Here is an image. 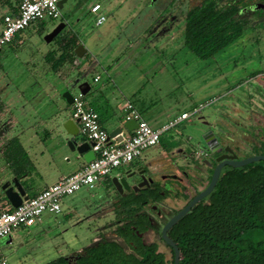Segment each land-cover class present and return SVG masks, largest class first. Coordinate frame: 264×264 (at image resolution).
<instances>
[{"label":"rangeland","instance_id":"1","mask_svg":"<svg viewBox=\"0 0 264 264\" xmlns=\"http://www.w3.org/2000/svg\"><path fill=\"white\" fill-rule=\"evenodd\" d=\"M82 1L66 0L59 7L58 18L32 22L0 50V134L16 136L29 160L28 174L22 179L27 195L49 186L59 172L77 160L67 140H80L82 136L67 134L63 117L55 118L54 114L71 117L72 105L62 93L68 90L77 95L81 81L90 83L83 99L96 109L106 130L124 121L125 99L153 129L169 125L183 112L189 114L161 129L158 143L134 159L141 161L179 145L193 152L203 142L202 131L211 129L217 135L216 122L222 121L227 86L240 84L236 88L240 92L257 89L263 95L264 64L259 61L261 55L253 52L262 46L253 40L258 36L254 28L228 34V40V35L220 37L227 42L216 50L194 51L185 44L184 23L173 22L162 33L156 29V20L149 17L154 13L150 0ZM95 1L101 3L100 11L105 16L100 25L90 12ZM6 10L5 0H0V16ZM60 21H65V27L52 41L45 42L44 35ZM66 33L76 36L86 55L77 57L75 61L80 64L76 69L61 76L47 70L44 54L55 49ZM95 74L98 81H93ZM252 109L260 112L256 105ZM255 150L246 148L242 155ZM122 171L121 167L114 168L92 188L82 186L63 197L59 213H44L32 226L17 228L11 242L0 245L9 263L44 264L86 245L95 233V224L75 221L93 209L96 199L110 190L111 177ZM12 177L0 154V187ZM9 205L4 202L0 209Z\"/></svg>","mask_w":264,"mask_h":264},{"label":"flooded vegetation","instance_id":"2","mask_svg":"<svg viewBox=\"0 0 264 264\" xmlns=\"http://www.w3.org/2000/svg\"><path fill=\"white\" fill-rule=\"evenodd\" d=\"M148 4L154 10L149 17L156 20V29L161 33L177 21L184 23V28L188 13L202 6L209 7L213 18L217 17L211 25L212 38L254 28L258 36L253 40L262 47L255 48L253 52L261 55L259 61L264 64V0H150ZM182 32L184 34V30ZM239 85L227 86L224 93L222 121L216 122L222 146L209 148L203 141L193 152H188L179 145L156 158L147 161L136 159L121 166L123 171L116 173L118 177L123 176L126 170L133 173L126 178L129 189L123 187L119 191L111 181L110 190L96 199L93 209L75 221L76 224L83 221L88 225L94 223L95 233L86 245L65 255L68 264L86 262L89 249L99 251L103 246L112 248L113 245L122 253L120 261L124 264H158L157 255H162L165 264L171 261L173 264V248L163 237V229L169 219L190 198L207 187L215 166L228 160L229 155L235 154L237 160L255 154L264 155V92L263 95L257 89L240 92L236 89ZM231 93L235 94L229 97ZM253 105L260 108V112L252 109ZM226 146L231 151L224 150ZM246 148L256 150L244 156L242 150ZM220 155L227 156L217 161ZM226 167L232 166L225 164L221 168L217 182ZM144 179L145 183L140 185ZM135 185L137 189H133ZM0 194V204L3 205L7 199L3 191ZM165 235L178 247L179 220L165 231Z\"/></svg>","mask_w":264,"mask_h":264},{"label":"trees","instance_id":"3","mask_svg":"<svg viewBox=\"0 0 264 264\" xmlns=\"http://www.w3.org/2000/svg\"><path fill=\"white\" fill-rule=\"evenodd\" d=\"M17 2L5 0L7 10L14 11ZM216 18L207 6L189 12L184 25L185 44L200 51L216 50L226 43L228 39L223 41L220 35L211 37V25ZM40 28L43 30V26ZM78 44L75 35H62L56 48L44 54L47 70L65 76L76 69L80 63L75 61L74 48ZM2 109L0 104V112ZM24 153L16 136L0 134L1 157L10 173L20 179L21 185L22 178L28 174L26 166L29 164ZM12 208L9 205L7 209ZM177 245L180 252L178 264H264V161L226 167L209 196L179 220ZM121 254L116 245L112 248L103 246L99 251L89 249L88 260L77 264H124L120 261ZM157 256L158 264H165L162 255ZM44 264L68 263L65 256H58Z\"/></svg>","mask_w":264,"mask_h":264},{"label":"built area","instance_id":"4","mask_svg":"<svg viewBox=\"0 0 264 264\" xmlns=\"http://www.w3.org/2000/svg\"><path fill=\"white\" fill-rule=\"evenodd\" d=\"M59 0H18L15 10H7L0 19V49L11 42L15 34L24 30L32 22L42 18H58L60 16ZM101 3L96 2L90 7V12L96 16V25H100L105 16L100 11ZM99 76L94 77L97 81ZM72 113L74 119H79V134L92 142L91 149L95 157L86 162L79 170L60 177L57 181L45 187L34 196L22 199L17 207L11 210L0 209V239L10 236L19 227H29L40 221L44 213L57 214L61 211L60 201L82 186L92 188L94 183L112 169L128 165L143 150L156 145L161 129H166L177 121L187 118L188 113H181L169 125L161 129H153L144 120L133 103L125 100L122 105L123 120L134 119L137 127L131 131H123L109 137V131L103 128L99 114L95 108L83 99L79 92L73 95ZM121 140H117V136ZM0 264H10L0 247Z\"/></svg>","mask_w":264,"mask_h":264},{"label":"water","instance_id":"5","mask_svg":"<svg viewBox=\"0 0 264 264\" xmlns=\"http://www.w3.org/2000/svg\"><path fill=\"white\" fill-rule=\"evenodd\" d=\"M66 0H59L58 1V6L60 7ZM65 27V21H60L51 31L47 32L44 35V41L49 43L50 41L53 40V38ZM86 52V49L83 47L82 44H78L74 48V53L78 58H81ZM78 80V79H77ZM76 80V81H77ZM77 87L80 89V93L82 95L86 94L91 86L90 83L87 80L81 81L78 83ZM62 97L65 99V101L68 104H71L73 102V94L66 90L62 93ZM65 116L63 115V119ZM78 122L79 119H74L71 117L65 118V120L62 122V127L65 130V132L71 136H75L79 134V127H78ZM137 127V122L134 119H129V120H124L120 125L116 126L114 129L109 131V137H113L116 134L122 133L124 130L131 131L132 129H135ZM201 137L206 144L207 147H212L214 145L216 148H220L222 146V141L220 140V137L214 133L213 130L208 129L206 131H202ZM117 140H121V136L116 137ZM67 145L69 146L70 150L76 152V158L79 159L81 158L84 162H89L91 161L94 157L95 154L91 149L92 142L86 140L85 138L81 137L80 140L70 138L67 140ZM214 148V149H216ZM226 151H231L229 149V146H226L224 148ZM224 156L227 155H220L219 157L216 158L217 161L221 160ZM235 154H231L228 156V160L219 162L212 173L211 179L207 185V187L198 193H196L192 198H190L187 203L177 212L175 213L169 221L166 223L164 229H163V237L165 238L166 242L173 248L174 251V262L173 264H178L179 263V258H180V252L178 250V247L176 244L169 239L165 235V231L172 227L178 220H180L184 215H186L191 208L197 204L200 200H202L208 193H210L218 179L219 172L221 168L225 165L228 164L232 167H240L244 166L253 162L257 161H264V155L263 154H255L251 155L242 159L237 160ZM129 170H126L124 172V175L121 177H118V174H114L111 177V181L113 185L121 191L122 188L129 189V185L127 182L126 178H129L133 176V173H128ZM145 183V179L140 182L139 184L142 185ZM1 191L4 192V195L7 199V201L10 203L12 207H17L22 199H27L28 195L26 194L25 189L20 183V179L17 178L16 176H13L12 178L7 179L1 184ZM133 189H137V186H133ZM3 239V238H2ZM67 259V256H65Z\"/></svg>","mask_w":264,"mask_h":264},{"label":"crops","instance_id":"6","mask_svg":"<svg viewBox=\"0 0 264 264\" xmlns=\"http://www.w3.org/2000/svg\"><path fill=\"white\" fill-rule=\"evenodd\" d=\"M96 2H99V1H95V2H93L91 5H93L94 3H96ZM100 3V2H99ZM95 76H98V74H95L94 76H93V81H94V77ZM99 80V79H98ZM97 80V81H98ZM125 100H127V99H125ZM124 100V101H125ZM130 101V100H129ZM108 102V101H107ZM92 106V105H91ZM93 107V106H92ZM94 108V107H93ZM184 113V112H183ZM142 116V115H141ZM54 117L56 118V117H63V115H60L59 114V112L58 113H56V114H54ZM66 118V117H65ZM65 118L64 119H62V122L65 120ZM143 118V117H142ZM144 119V118H143ZM145 120V119H144ZM147 122H148V120H146ZM101 122V121H100ZM78 126H79V124H78ZM116 126H118V125H116ZM116 126H114L112 129H114ZM111 129V130H112ZM111 130H107V131H111ZM124 131H127V130H124ZM218 132H220V131H218ZM86 162H84L81 158H79V159H77V160H75L71 165H70V167L67 169V170H64V171H61V172H59V175H57L56 177H55V179H54V182L55 181H57L60 177H62V176H65V175H68V174H70V173H73L74 171H77V170H79L84 164H85ZM24 178V177H23ZM22 178V179H23ZM53 182V183H54ZM52 184V183H51ZM46 186H48V185H46ZM45 186V187H46ZM44 189V188H43ZM41 190V189H40ZM39 190V191H40ZM38 191V192H39ZM38 192H36V193H38ZM35 193V194H36ZM11 242V235L10 236H8V237H5V238H3V239H0V245H5V244H7V243H10Z\"/></svg>","mask_w":264,"mask_h":264}]
</instances>
